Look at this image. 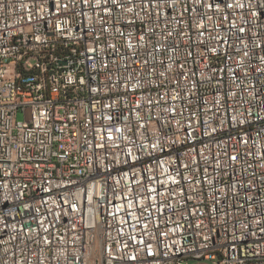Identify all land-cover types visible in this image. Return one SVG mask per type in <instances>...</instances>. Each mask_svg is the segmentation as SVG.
I'll use <instances>...</instances> for the list:
<instances>
[{"label":"built area","instance_id":"2783aa9c","mask_svg":"<svg viewBox=\"0 0 264 264\" xmlns=\"http://www.w3.org/2000/svg\"><path fill=\"white\" fill-rule=\"evenodd\" d=\"M188 260L264 264V0H0V264Z\"/></svg>","mask_w":264,"mask_h":264},{"label":"bare ground","instance_id":"6f19581e","mask_svg":"<svg viewBox=\"0 0 264 264\" xmlns=\"http://www.w3.org/2000/svg\"><path fill=\"white\" fill-rule=\"evenodd\" d=\"M111 126H121L122 118H110ZM206 242H213V234H206Z\"/></svg>","mask_w":264,"mask_h":264},{"label":"rangeland","instance_id":"374dc122","mask_svg":"<svg viewBox=\"0 0 264 264\" xmlns=\"http://www.w3.org/2000/svg\"><path fill=\"white\" fill-rule=\"evenodd\" d=\"M24 117H25L26 120H28L30 118L29 110H26L24 112ZM22 118H23V114L21 112H19L18 115H17V119L22 120Z\"/></svg>","mask_w":264,"mask_h":264},{"label":"crops","instance_id":"0c3cea01","mask_svg":"<svg viewBox=\"0 0 264 264\" xmlns=\"http://www.w3.org/2000/svg\"><path fill=\"white\" fill-rule=\"evenodd\" d=\"M186 264H210V263L206 261L188 260Z\"/></svg>","mask_w":264,"mask_h":264}]
</instances>
